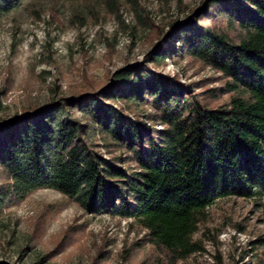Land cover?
Segmentation results:
<instances>
[{"label": "trees", "instance_id": "trees-1", "mask_svg": "<svg viewBox=\"0 0 264 264\" xmlns=\"http://www.w3.org/2000/svg\"><path fill=\"white\" fill-rule=\"evenodd\" d=\"M27 1L0 0V19ZM166 27L146 61L194 58L223 85L196 92L178 74L126 64L70 97L0 117V212L53 189L136 221L157 252L151 264H176L200 250L194 236L214 203L264 200V0H202Z\"/></svg>", "mask_w": 264, "mask_h": 264}, {"label": "rangeland", "instance_id": "rangeland-1", "mask_svg": "<svg viewBox=\"0 0 264 264\" xmlns=\"http://www.w3.org/2000/svg\"><path fill=\"white\" fill-rule=\"evenodd\" d=\"M201 2L28 0L0 19V117L70 97L126 64L147 62L178 74L196 92L221 87L223 75L197 59L146 61L156 29L166 31ZM194 238L200 250L176 264H264V200L217 201ZM154 257L136 221L86 211L53 189L36 190L0 212V261L8 264H151Z\"/></svg>", "mask_w": 264, "mask_h": 264}]
</instances>
